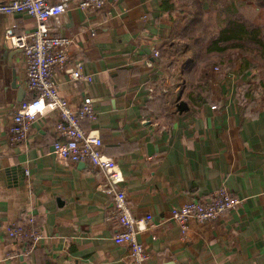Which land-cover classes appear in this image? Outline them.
<instances>
[{"label":"crops","instance_id":"crops-1","mask_svg":"<svg viewBox=\"0 0 264 264\" xmlns=\"http://www.w3.org/2000/svg\"><path fill=\"white\" fill-rule=\"evenodd\" d=\"M57 19L54 33L73 39L69 61L56 70L59 92L73 107L93 98L97 119L84 127L115 160L116 184L131 207L154 215L156 227L138 234L146 264H264V55L236 48L207 70L160 0L70 6ZM34 25L26 14H0V45L6 28ZM14 62L23 93L0 89V264H132L127 244L112 238L115 216L104 212L105 173L54 150L57 111L10 142V110L32 95L22 52ZM77 63L91 81H71ZM221 190L239 198L237 206L206 222L192 218L181 234L171 207ZM28 216L39 239L7 236L9 223Z\"/></svg>","mask_w":264,"mask_h":264},{"label":"built area","instance_id":"built-area-1","mask_svg":"<svg viewBox=\"0 0 264 264\" xmlns=\"http://www.w3.org/2000/svg\"><path fill=\"white\" fill-rule=\"evenodd\" d=\"M119 0H0V14L22 13L32 17V29L16 32L12 27L4 31L5 44L20 48L25 64L26 87L32 93L30 98L15 103L10 112L8 138L11 143L24 140L34 122L52 110L57 111L54 123L53 146L61 157L74 162L86 161L105 173L109 182L106 192L110 205L104 207L107 217L115 216L118 229L112 238L116 243L127 244L132 264H146L150 254L138 234L156 227L154 215L148 210H135L129 204L125 192L118 188L120 178L115 170V160L104 154L102 139L84 127L85 121L97 119L94 101L85 95L77 107L71 106L59 92L56 70H61L69 61V47L73 39L63 33H54L58 17L70 6L82 10L96 11L116 4ZM146 16H143L145 18ZM95 30L91 29V34ZM153 54L157 56L158 50ZM217 69V66L214 68ZM69 78L76 84L79 80L89 82L92 76L83 73L80 64L69 72ZM214 107V105H213ZM240 199L228 191H216L204 199H189L170 209V219L179 227L181 234L188 230V222L195 219L206 222L237 206ZM6 234L21 240H37L41 233L35 218L11 222Z\"/></svg>","mask_w":264,"mask_h":264},{"label":"trees","instance_id":"trees-1","mask_svg":"<svg viewBox=\"0 0 264 264\" xmlns=\"http://www.w3.org/2000/svg\"><path fill=\"white\" fill-rule=\"evenodd\" d=\"M253 1L260 13L252 19L240 11L238 6L243 3L240 0H160V5L167 11L175 33L187 38L186 50H191L207 70H212L215 64L225 63L227 51L236 48L264 55V0ZM213 9L220 26L215 32L204 31ZM201 24L203 31L199 33L196 27ZM210 74L213 75L212 71Z\"/></svg>","mask_w":264,"mask_h":264},{"label":"water","instance_id":"water-1","mask_svg":"<svg viewBox=\"0 0 264 264\" xmlns=\"http://www.w3.org/2000/svg\"><path fill=\"white\" fill-rule=\"evenodd\" d=\"M21 52L20 48H9L6 45H0V89L17 88L18 92L23 93L21 87L16 84V68L14 62V56ZM10 77V78H9ZM18 100H21V96L18 93Z\"/></svg>","mask_w":264,"mask_h":264},{"label":"rangeland","instance_id":"rangeland-1","mask_svg":"<svg viewBox=\"0 0 264 264\" xmlns=\"http://www.w3.org/2000/svg\"><path fill=\"white\" fill-rule=\"evenodd\" d=\"M241 1V0H240ZM249 1V5L248 7H246L244 10H243V15L249 19H252L256 14L260 13V9L257 8L256 6V3L255 1L253 0H248ZM242 2V1H241ZM244 3H246V0L243 1ZM247 5V4H245ZM240 7V5L238 6ZM216 10L213 9L211 11V15L212 17L210 18H207V25L204 26V31L205 30H208V31H212V32H215L216 31V28L217 26H220V23L218 22V24L216 23L217 20H215L214 18V14H215ZM254 14V15H253ZM253 15V16H252ZM199 27V28H198ZM196 28L197 31H199V33H201L203 31V24H201V26H197ZM215 68V67H214ZM217 69H219V67L217 66Z\"/></svg>","mask_w":264,"mask_h":264}]
</instances>
